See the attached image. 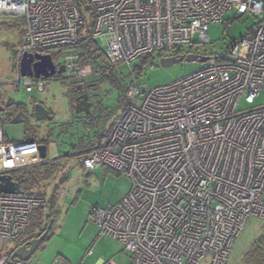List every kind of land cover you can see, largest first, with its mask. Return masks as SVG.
Returning <instances> with one entry per match:
<instances>
[{"label":"built area","instance_id":"obj_1","mask_svg":"<svg viewBox=\"0 0 264 264\" xmlns=\"http://www.w3.org/2000/svg\"><path fill=\"white\" fill-rule=\"evenodd\" d=\"M81 2L93 12L92 42L132 83L128 104L82 162L131 183L115 205L90 208L100 236L120 243L130 264H199L205 257L225 264L246 219L264 220V101L238 110L241 100L252 105L264 93V1L0 0V14L24 23L13 89L42 93L44 79L22 77L20 60L60 51L55 66L64 70L48 79L61 76L88 91L93 67L71 49L84 23ZM231 11L260 20L225 55L206 57L199 70L169 84L137 86L131 63L209 43V26ZM38 145L10 142L0 127V176L44 163ZM45 204L42 195L0 192V246L20 238ZM0 264L31 263L0 252Z\"/></svg>","mask_w":264,"mask_h":264},{"label":"rangeland","instance_id":"obj_2","mask_svg":"<svg viewBox=\"0 0 264 264\" xmlns=\"http://www.w3.org/2000/svg\"><path fill=\"white\" fill-rule=\"evenodd\" d=\"M85 1V0H83ZM264 1V0H262ZM85 25L90 23V16L83 15ZM223 22L212 24L207 30L209 43L193 45L184 48V54L200 57L210 55H225L233 43L240 41L258 24L260 17L252 14L234 16V12H226ZM23 20L20 16L0 14V127L10 142L25 140L24 123H11L12 113L6 109L10 102L21 103L29 109L32 99H36L49 114H53L51 122H36L31 119L29 136L39 139L46 135L49 129L57 134L47 147V158L59 163L60 172L56 179L41 185L40 193L46 200V211L52 205V217L47 238L41 242L30 258L31 264H50L59 258L67 264H100L111 261L113 264H130L131 256L117 241L100 236V230L90 216L91 207L104 209L122 200L129 192L130 180L102 165L92 169L82 166L84 151L87 144L95 145L101 136L111 128L116 116L128 104L123 89H113L107 83H99L97 73L88 82V112L82 113L73 109L70 95V82L58 76L44 79V90L40 94H28L22 87L13 89L15 80L13 71V56L18 48L23 30ZM55 65L59 64L57 51H51ZM170 53L155 54L147 58L144 64L137 60L130 64L136 84L151 89L169 84L184 78L202 67L198 61H182L171 66L162 67L159 61ZM227 56V55H226ZM118 72H127L121 64H116ZM132 86L127 75L122 80V87L128 91ZM264 93L261 92L254 104L249 105L241 100L238 110H247L262 105ZM65 127L60 129L61 126ZM68 125V126H66ZM45 161V160H44ZM45 163V162H44ZM62 173L65 180L59 184ZM57 186V188H56ZM56 188V189H55ZM53 198V200H52ZM264 235V220L250 216L246 219L239 236L234 240L229 257L225 264H239L241 257L251 243ZM15 242L0 246L2 254H8ZM199 264H210L205 257Z\"/></svg>","mask_w":264,"mask_h":264},{"label":"trees","instance_id":"obj_3","mask_svg":"<svg viewBox=\"0 0 264 264\" xmlns=\"http://www.w3.org/2000/svg\"><path fill=\"white\" fill-rule=\"evenodd\" d=\"M78 4L82 15L86 13L90 16V23L88 25H85V23L82 24L78 34V41L75 45L71 47V49L76 50L78 52L79 57L87 59L88 62L91 63L93 67L94 75L97 73V75L100 76L98 79L99 83H107L111 86V88L116 90L123 89L122 91L125 94L126 90L122 87V80L124 79V77L127 76V74L125 75L121 71L118 72L117 67L115 65L109 64L108 61L104 58V56L98 51V49L96 48L95 44L92 42L90 37L93 27V21H94L92 9L86 6L84 2ZM59 53L60 51H57V58ZM51 58H52V54H51ZM147 58L149 57L141 58L140 59L141 63L144 64ZM141 67H138L137 69V71L139 70V72L132 70V73L133 74L135 72L140 73ZM70 86H71V90H70V94H71L72 89L78 87V85L71 83ZM34 103H39V102L36 99H32V104ZM72 105L74 109V104L72 103ZM5 110L11 112L12 116L18 112H21L22 113L21 117L24 123L23 128H24L25 141L35 142L40 145H45L47 151V147L49 143L53 140V137L57 135L54 134L55 131L53 129H49L43 138H39V139L33 138L32 136L28 135V132L31 133L30 121L31 119H33L32 111L27 112L25 110L24 104L14 103V102L8 103L6 105ZM51 115L53 114L51 113ZM59 126H61L60 129L65 128L62 127L64 125H59ZM103 136H101L100 139ZM93 146L87 144L83 147V149L84 150L91 149ZM86 155L87 154L82 155L83 159L86 158ZM59 172H60L59 163L56 160H53L51 162L42 163L34 167L13 172L10 174V176L12 181H14L19 185V188L22 191V193L42 195L40 193V189H42L41 185L45 186V183L47 184L48 182H51L53 179H56ZM60 174H61L60 175L61 180L59 181V184H62V182L65 180L64 179L65 177L62 176L63 175L62 173ZM52 205L53 202L51 201L49 207L50 210L46 211V204H45V207L43 209L33 212L27 231L20 238L14 241L15 246L13 247L12 251L8 253V258H12L11 254L15 248L23 245L24 243L28 242L33 238H38L44 232L47 233L43 241L47 238V234L49 233V229H50V228L48 229V225L52 217ZM239 264H264V235L259 236L251 243V245L248 247L246 252L241 257Z\"/></svg>","mask_w":264,"mask_h":264},{"label":"water","instance_id":"obj_4","mask_svg":"<svg viewBox=\"0 0 264 264\" xmlns=\"http://www.w3.org/2000/svg\"><path fill=\"white\" fill-rule=\"evenodd\" d=\"M182 61L192 62L198 61L204 63L206 57H199L193 54L179 55V56H168L162 57L159 61L160 66L167 67L173 64L180 63ZM63 67L59 66L56 68L55 64L52 61V58L49 54H23L20 60V74L22 77L36 78V79H48L54 74H60L63 72ZM82 103L75 106V110L87 113L88 112V103L86 102V97L83 96ZM4 108L0 109L3 111ZM25 110L27 112L32 111L33 121L43 123L44 121L51 122L53 116L49 114L48 110L43 107L40 103L32 104L29 109L25 105ZM21 112L16 113L11 118V123H23L21 117ZM39 157L40 159L47 160L46 146L38 145ZM0 192L10 193V194H20L22 191L19 188V185L12 181L10 175L0 176ZM50 228V223L48 229ZM47 232L41 234L38 238H33L23 245L14 249L11 254L12 258H17L22 261H29L35 251L38 249L39 245L43 241Z\"/></svg>","mask_w":264,"mask_h":264},{"label":"flooded vegetation","instance_id":"obj_5","mask_svg":"<svg viewBox=\"0 0 264 264\" xmlns=\"http://www.w3.org/2000/svg\"><path fill=\"white\" fill-rule=\"evenodd\" d=\"M190 54V53H189ZM72 93L69 95V97L71 98L72 103L74 104V110H75V106L79 105L82 103V98L83 96L86 97V102L88 103V94H87V90H85L84 88H82L80 85H78V87L73 88ZM69 98V99H70Z\"/></svg>","mask_w":264,"mask_h":264},{"label":"crops","instance_id":"obj_6","mask_svg":"<svg viewBox=\"0 0 264 264\" xmlns=\"http://www.w3.org/2000/svg\"><path fill=\"white\" fill-rule=\"evenodd\" d=\"M24 141H25V140H24ZM25 142H26V141H25ZM89 150H90V149H89ZM89 150H88V151H89ZM88 151H84V152L82 153V155H83V154H86ZM51 161H53V159H48V158H47V160H45L44 162L46 163V162H51ZM225 263H226V262H225Z\"/></svg>","mask_w":264,"mask_h":264}]
</instances>
